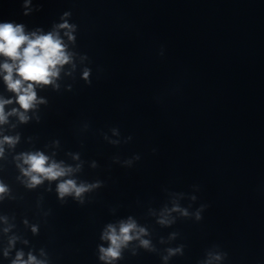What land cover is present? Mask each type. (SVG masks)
I'll return each mask as SVG.
<instances>
[{
	"label": "clouds",
	"instance_id": "1",
	"mask_svg": "<svg viewBox=\"0 0 264 264\" xmlns=\"http://www.w3.org/2000/svg\"><path fill=\"white\" fill-rule=\"evenodd\" d=\"M27 3L28 0L25 2L26 8ZM64 15L68 16L69 13H65ZM74 28V25L64 22L57 25L56 30L46 34L39 31L27 33L22 24L12 22L0 23V56L7 58L4 63L0 64V71L5 73L3 77L4 82L8 90L15 93V103L19 105V109L5 112V105L11 104L13 101L0 98V124L6 123L10 115H18L21 122H26L29 118L26 113L34 109L37 104L44 103L43 100L37 98L35 87L37 85L54 84L55 79L60 74L61 68L65 64L70 63L72 54L67 51V45L61 38L59 29L65 30L64 34L71 41L74 40L72 35ZM88 75V70H85L84 78L87 79ZM17 140L18 137H4L0 140V156L3 155L4 143L12 146ZM18 159L23 161V165H27V167H20L23 175L28 178V187H35L44 180H59L57 192L60 198L66 195H74L76 198H81L83 193L98 186L78 185L73 179H61L70 175L73 169L65 167L62 162L57 163L51 160L43 152L24 153ZM6 191V186L0 183V198H3ZM81 202H83L82 199ZM183 215H188L187 211H184ZM196 219H201L199 211L196 213ZM136 228L135 222L131 219L127 222H121L118 229L116 226L109 224L101 237L108 242V247L100 248V259L105 261L106 264H111L113 260L119 258L122 247L126 246L134 238L131 233ZM32 230L36 232L37 229L33 227ZM139 231L143 232L144 229H139ZM12 243H14V238L10 240V245ZM141 243L145 247L148 246V241H142ZM5 255H7V251ZM23 255L22 252H18L12 264H44V261L37 260L31 254H29L27 260H24L22 258ZM215 258L219 260L221 256L217 255Z\"/></svg>",
	"mask_w": 264,
	"mask_h": 264
}]
</instances>
